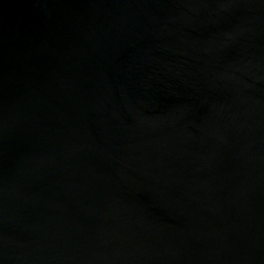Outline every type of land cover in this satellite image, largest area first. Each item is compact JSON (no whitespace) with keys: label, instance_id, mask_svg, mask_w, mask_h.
<instances>
[{"label":"water","instance_id":"95a60500","mask_svg":"<svg viewBox=\"0 0 264 264\" xmlns=\"http://www.w3.org/2000/svg\"><path fill=\"white\" fill-rule=\"evenodd\" d=\"M0 264H264V0H0Z\"/></svg>","mask_w":264,"mask_h":264}]
</instances>
